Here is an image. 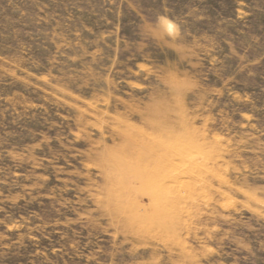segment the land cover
<instances>
[{"label": "rangeland", "instance_id": "1", "mask_svg": "<svg viewBox=\"0 0 264 264\" xmlns=\"http://www.w3.org/2000/svg\"><path fill=\"white\" fill-rule=\"evenodd\" d=\"M0 264H264V0H0Z\"/></svg>", "mask_w": 264, "mask_h": 264}]
</instances>
